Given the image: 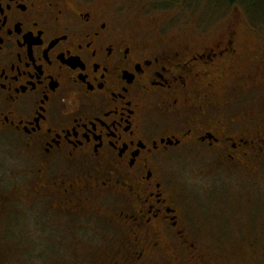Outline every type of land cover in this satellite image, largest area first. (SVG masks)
I'll return each mask as SVG.
<instances>
[{
	"label": "flooded vegetation",
	"instance_id": "flooded-vegetation-1",
	"mask_svg": "<svg viewBox=\"0 0 264 264\" xmlns=\"http://www.w3.org/2000/svg\"><path fill=\"white\" fill-rule=\"evenodd\" d=\"M120 15L100 0H0V222L82 218L111 195V217L132 234L131 264L163 236L195 259L166 168L183 152L214 167L264 163V106L237 115L221 88L264 59L241 55L234 33L165 47L170 36L135 33Z\"/></svg>",
	"mask_w": 264,
	"mask_h": 264
},
{
	"label": "rangeland",
	"instance_id": "rangeland-1",
	"mask_svg": "<svg viewBox=\"0 0 264 264\" xmlns=\"http://www.w3.org/2000/svg\"><path fill=\"white\" fill-rule=\"evenodd\" d=\"M100 1L117 9L122 24L135 33L170 36L165 47L201 48L234 33L241 55L264 59V0L256 8L224 0ZM229 73L238 75L233 69ZM261 75L264 60L251 64L230 87L221 86L235 99L237 115L251 116L263 108ZM213 160L183 152L166 168L183 202L196 258L189 260L185 248L163 236L164 246L136 264H264V163L246 171L214 167ZM115 199L102 195L94 202L97 209L82 218L28 213L11 217L8 226L6 217L0 222V264H131L132 234L111 217L118 206ZM171 243L174 249L164 250Z\"/></svg>",
	"mask_w": 264,
	"mask_h": 264
},
{
	"label": "trees",
	"instance_id": "trees-1",
	"mask_svg": "<svg viewBox=\"0 0 264 264\" xmlns=\"http://www.w3.org/2000/svg\"><path fill=\"white\" fill-rule=\"evenodd\" d=\"M224 2L228 5H232L235 3H240L243 6H250V7H255L259 5L261 0H224Z\"/></svg>",
	"mask_w": 264,
	"mask_h": 264
}]
</instances>
